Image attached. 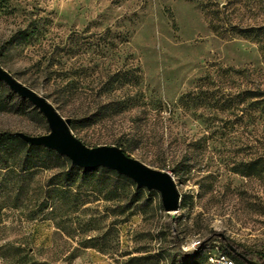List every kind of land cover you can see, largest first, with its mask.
<instances>
[{"label":"rangeland","instance_id":"rangeland-1","mask_svg":"<svg viewBox=\"0 0 264 264\" xmlns=\"http://www.w3.org/2000/svg\"><path fill=\"white\" fill-rule=\"evenodd\" d=\"M263 25L264 0H0V65L43 96L73 82L63 117L106 115L98 104L114 97L99 82L131 69L152 104L71 130L87 146L130 139L129 155L157 169L179 164L185 202L167 213L158 191L112 176L0 164V264H182L180 250L214 264L230 258L225 238L264 253V176L232 170L264 158V116L237 96L264 90V50L236 34ZM46 127L0 110V131Z\"/></svg>","mask_w":264,"mask_h":264},{"label":"trees","instance_id":"trees-1","mask_svg":"<svg viewBox=\"0 0 264 264\" xmlns=\"http://www.w3.org/2000/svg\"><path fill=\"white\" fill-rule=\"evenodd\" d=\"M236 34L250 38L256 41L261 45V48L264 50V25L263 26H250L245 28L236 27ZM131 69H116L112 72L107 73V79L105 81L99 82L98 91L100 95L107 94L113 99L102 102L98 104L97 112L103 111L106 115L97 116V113L91 114H83L77 116L75 114L67 112V117L70 118V128L72 130H79L83 127H89L97 122H100L104 119L110 118L113 114H118L119 112L132 109L134 107L147 108L151 103V101H147L145 97H143V92L138 88V81L132 80L130 78ZM132 76V74H131ZM135 76V75H134ZM132 76V78H137ZM73 82H68L63 86L54 83L52 85V90L45 97H51L54 107L57 110H62L63 104L65 101L60 97H72V93L74 90ZM122 93V95H121ZM191 93H186L181 97H190ZM225 94L221 93L223 97ZM218 98L220 101L222 97ZM237 96H242L243 100H249V105L252 110V116L257 114L258 116H264V90L262 89H246L244 91L238 92ZM119 97V98H117ZM215 97V95H212ZM222 100L221 102H223ZM157 103V102H156ZM32 110L34 114H37L42 120L43 124H45V119L40 113L32 108L30 102L26 99L19 97L17 94L12 92L2 81H0V110L13 112L17 114L25 113L27 110ZM152 109L157 111H162L163 107L161 106V102L158 101V107L155 105ZM220 109H223L221 107ZM107 111H109V115H107ZM46 129H48L46 127ZM99 142H95V146H97ZM112 145L119 146L123 149V151L127 154L131 153L136 146L131 143L130 139H112L110 142ZM46 162H49L52 166L61 167L67 172V174H87V173H100L105 176H112L116 180H123L129 182L131 185H135V183L123 176L117 174L114 170L97 167V168H82L76 165H72L68 158L65 156L59 155L54 150L42 147L29 145L28 143L21 140L18 136L14 134L13 131L3 130L0 131V164L6 165L9 163L16 164L20 166L21 171H27L33 167L37 166H46ZM152 165V164H150ZM179 164H175L170 169L173 174L178 173L180 168ZM165 167L164 164L159 166L160 169ZM232 170L235 173L242 174L244 176H256L262 174L264 176V158H255L247 162L246 164H239L232 167ZM103 175V176H104ZM52 184V183H50ZM55 187V188H54ZM53 189L49 190L51 192L59 191L57 186H54ZM141 188H137L135 185L134 191L137 192ZM181 204H185L183 200H181ZM177 245L179 242L176 240ZM227 244H230L236 252H233L227 247ZM223 251L227 253L230 258L234 261L235 264H248L244 258L253 260L257 264H264V253L253 252L246 247H244L240 243H236L228 238L222 239ZM180 260L182 264H201L205 257L198 251H189L184 252L180 250ZM243 256V257H242ZM144 257H133L130 259L131 263L136 264V262L132 263L133 260H139ZM139 258V259H138Z\"/></svg>","mask_w":264,"mask_h":264},{"label":"water","instance_id":"water-1","mask_svg":"<svg viewBox=\"0 0 264 264\" xmlns=\"http://www.w3.org/2000/svg\"><path fill=\"white\" fill-rule=\"evenodd\" d=\"M0 81L19 97L30 102L46 120L49 129L47 133L30 135L15 131L14 134L21 140L29 145L54 150L59 155L68 158L72 165L82 168L103 167L114 170L117 174L131 179L137 188L158 191L165 212L172 213L178 210L181 195L172 171L151 167L125 153L122 148L116 145L87 146L73 134L70 128V118L63 117L45 96L16 79L1 65ZM227 247L236 252L230 244H227ZM244 259L248 264H257L253 260Z\"/></svg>","mask_w":264,"mask_h":264},{"label":"built area","instance_id":"built-area-1","mask_svg":"<svg viewBox=\"0 0 264 264\" xmlns=\"http://www.w3.org/2000/svg\"><path fill=\"white\" fill-rule=\"evenodd\" d=\"M214 264H235L234 261L225 254H219L213 259Z\"/></svg>","mask_w":264,"mask_h":264}]
</instances>
